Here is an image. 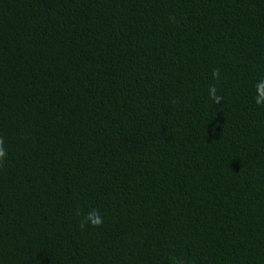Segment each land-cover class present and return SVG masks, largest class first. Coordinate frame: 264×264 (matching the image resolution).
<instances>
[{
	"label": "trees",
	"instance_id": "trees-1",
	"mask_svg": "<svg viewBox=\"0 0 264 264\" xmlns=\"http://www.w3.org/2000/svg\"><path fill=\"white\" fill-rule=\"evenodd\" d=\"M260 83L264 0H0V264H264Z\"/></svg>",
	"mask_w": 264,
	"mask_h": 264
},
{
	"label": "clouds",
	"instance_id": "clouds-1",
	"mask_svg": "<svg viewBox=\"0 0 264 264\" xmlns=\"http://www.w3.org/2000/svg\"><path fill=\"white\" fill-rule=\"evenodd\" d=\"M213 78L219 79L220 72L218 69L213 71ZM258 95L255 98V103L259 106L264 107V83L257 85ZM210 98L214 103L220 104L223 101V96L218 94L217 88L215 86L209 89ZM7 159V149L5 147V140L3 137H0V167L4 166V161ZM104 218L99 211L93 210L89 212L84 220L81 222V228H86L89 225L93 228H99L104 225Z\"/></svg>",
	"mask_w": 264,
	"mask_h": 264
}]
</instances>
